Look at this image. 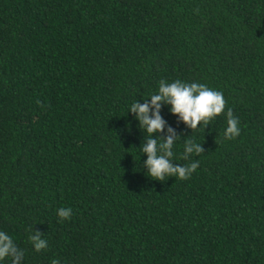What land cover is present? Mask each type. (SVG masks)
<instances>
[{"label":"trees","instance_id":"obj_1","mask_svg":"<svg viewBox=\"0 0 264 264\" xmlns=\"http://www.w3.org/2000/svg\"><path fill=\"white\" fill-rule=\"evenodd\" d=\"M162 79L227 102L195 130L161 105L186 180L147 174L130 112ZM0 231L20 264H264V0H0Z\"/></svg>","mask_w":264,"mask_h":264},{"label":"clouds","instance_id":"obj_2","mask_svg":"<svg viewBox=\"0 0 264 264\" xmlns=\"http://www.w3.org/2000/svg\"><path fill=\"white\" fill-rule=\"evenodd\" d=\"M163 103L170 104L171 112L195 130L201 125L207 127L210 121L223 114L227 102L221 91L214 90L207 85L187 83L181 80L169 83L162 79L159 82L158 92L151 95V104L147 102L140 104L138 101L131 104L130 112L136 114L139 127L148 133L146 142L140 147V151L147 155V160L144 161L148 169L147 174L159 181H164L165 177H178L186 180L197 170L199 162H190L186 165L173 164L172 149L179 138L173 129H168L169 135L166 138H154L155 134L162 133L165 128V121L160 114ZM226 124L224 138L229 140L237 138L240 135L239 120L233 115L231 109L227 110ZM203 152L204 148L201 144L188 139L184 143L182 159L189 160L193 154L199 155ZM57 214L63 222L65 219H71L72 209L61 207L57 210ZM29 240L37 252L48 246L40 233L29 236ZM23 256L24 252L17 249L13 239L0 231V261L11 257L12 264H20ZM52 264H59V261L54 259Z\"/></svg>","mask_w":264,"mask_h":264}]
</instances>
